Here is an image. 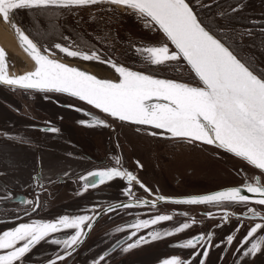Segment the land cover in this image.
Here are the masks:
<instances>
[{
  "label": "flooded vegetation",
  "instance_id": "obj_1",
  "mask_svg": "<svg viewBox=\"0 0 264 264\" xmlns=\"http://www.w3.org/2000/svg\"><path fill=\"white\" fill-rule=\"evenodd\" d=\"M188 2L201 22L210 26V31H216L217 38L227 42L238 58L249 62L258 73L264 72V0ZM112 8L104 3L65 10L55 16L48 14L47 20L43 19L44 14L19 10L16 17L42 47H51L56 43L67 46L75 41L81 46L86 45L85 50H96L101 57L113 59L132 69L199 84L198 79L181 64L169 62L153 66L138 54L135 50L138 47L167 43L171 50L173 48L157 27L145 26L144 20L130 10L118 8L112 11ZM233 8L238 10L233 12ZM249 29L250 35L246 31ZM85 112L96 114L88 105L66 95H43L0 84V148L10 149L11 156L16 158L21 148L33 147L34 152L29 149L18 160H22L21 165L26 169H32L35 174L40 172L41 175L37 182L20 183L24 188L28 185L29 190H18L13 185L16 184L17 173L6 175L3 172L5 166L14 167L16 162L9 164L0 154V178L4 183L8 181L9 186H6L12 191L11 200H16H5V193L0 191L3 198L0 200V232L31 220H54L63 215H93L92 209L95 207L100 215L94 216L92 229L88 231L85 228L87 235L83 242L74 247L71 255L56 264H93L105 253L108 255L99 264H162L164 259L172 256L190 261L191 264H201V261L203 264H264V247L249 256H243V248L237 251L249 228L261 222L249 219L243 213L247 207L264 213V206L231 205L227 209L236 215H229L227 220L223 219L224 210L221 207L182 209L175 207L171 200L157 201L155 207H117L122 203H131L134 199L189 197L198 193L204 195L214 189V184L244 180V172L249 175L252 173L250 167L219 148L171 139L166 133L161 135V130L152 127L117 126L99 114L96 115L107 126H85L79 123L89 120ZM31 123L36 125L34 133L30 131ZM45 127H55L59 131H46L44 136L39 130ZM153 131L157 135H151ZM116 157L120 158L122 169L131 171L138 178L132 182L133 196L129 197L125 191L128 187L125 178H115L97 188L83 191L79 177L98 168L116 166ZM140 183L151 191H145ZM37 199L39 207L24 203ZM109 206L115 210L107 211ZM159 214L171 215L173 219L142 229L138 235H146L153 230H171L183 222L191 223L192 226L174 235L141 244L130 251H122L127 243L132 242L128 240L131 230L117 232L116 229L136 219H148ZM73 231L58 232L41 241L22 258V264H48L57 255H63V246L51 240H63ZM201 233L205 235V241H201L196 248L179 246ZM209 233L212 234L211 247L206 243ZM228 235L234 236L231 244L227 243ZM260 235H264V231L258 232L257 237ZM244 247H250V244ZM205 250L208 252L206 258L203 256Z\"/></svg>",
  "mask_w": 264,
  "mask_h": 264
},
{
  "label": "snow or ice",
  "instance_id": "obj_2",
  "mask_svg": "<svg viewBox=\"0 0 264 264\" xmlns=\"http://www.w3.org/2000/svg\"><path fill=\"white\" fill-rule=\"evenodd\" d=\"M104 3L113 6L112 11L118 8L130 10L144 20L145 26H154L161 30L171 45H174V50L164 43L160 46L138 47L135 49L136 52L153 66L166 65L169 62L177 64L180 61L186 62L198 78L200 86L175 79H161L158 78V74L136 71L111 59L102 60L98 51L85 50L86 45L81 46L75 41L67 46L62 43L54 44V48L67 57L100 61L109 64L118 74L116 80L99 78L86 70H81L80 67L61 62L49 49L42 50V47L14 21L17 10H30L37 14L55 16L65 10ZM237 10L232 9L233 12ZM0 18L11 24L25 51L36 65L33 71L9 76L8 52L0 47V83L44 93H67L120 121L151 126L162 130L161 135L166 133L173 138L216 145L242 158L261 173L260 176L246 180L242 186L227 187L204 195L180 199L164 196H157L154 200L134 199L131 203H122L117 207L125 209L139 205L155 207L157 201L169 200L177 204H206L221 207L224 210L223 219L227 220L229 215H235L227 211L231 205L248 206L255 203L264 206V181L261 179V176H264V72L258 73L249 62L238 58V55L227 46V42L217 38L216 31H210V26L201 22L188 0H0ZM246 31L247 34H251V29ZM153 100L156 102L152 103ZM87 115L91 116V113ZM79 123L89 127L107 126L105 121L96 116H92L91 122L81 120ZM46 130L59 131L55 127ZM150 134L155 136L157 132L153 131ZM115 164L116 166L98 168L81 175L79 179L83 183V191L97 188L115 178H125L128 181L125 191L132 197V182L137 181V176L127 169H122L119 157L115 158ZM140 187L145 191H151L142 183ZM24 203L39 207L38 199L26 200ZM114 210L111 206L107 209ZM92 213L93 215H63L54 220H31L0 232V264H22V258L41 241L55 233L74 230L63 240H51L52 243L63 246L64 254L57 255L54 260H49L48 264L62 261L71 255L74 247L83 242L87 235L85 228L88 231L92 229L94 216L100 215L95 207ZM208 215L211 216L212 213L209 212ZM243 215L261 222H256L249 228L237 251L240 252L243 248V256L255 255L264 247V235L257 237L258 232L264 231V213L247 207ZM172 219L171 215L159 214L148 219H136L123 228L118 227L117 232L131 230L128 240L132 242L127 243L122 251H130L141 244L158 240L162 236L174 235L192 226L191 223L183 222L171 230H153L146 235H138L142 229H149ZM194 222L193 220L192 223ZM133 237L136 239L133 240ZM211 239L212 234L209 233L206 241L208 247H211ZM233 240V235L227 236L228 244ZM201 241H205L203 233L183 241L179 246L194 249ZM117 243L119 244V241ZM249 244L250 247H244ZM107 255L108 253L101 255L93 264H99ZM207 255L208 252L205 250L203 256L206 258ZM162 264L191 262L172 256L164 259Z\"/></svg>",
  "mask_w": 264,
  "mask_h": 264
},
{
  "label": "water",
  "instance_id": "obj_3",
  "mask_svg": "<svg viewBox=\"0 0 264 264\" xmlns=\"http://www.w3.org/2000/svg\"><path fill=\"white\" fill-rule=\"evenodd\" d=\"M17 11H19V10H17ZM24 11H27V10H24ZM16 12L14 14V21L17 23L18 26H20L22 29H24L22 27V25L17 20ZM0 21H1L2 26L11 34V37H12V39L7 38V37L0 38V47H3L8 52V63H9L8 75L9 76H17V75H22L24 73H27L29 71H33L35 69V66H36L35 62L31 58L29 53L27 51H25V48L22 46V44L20 42V39H19L18 35L16 34V32L14 31L13 27L11 26L10 23L5 22L2 18H0ZM26 34L29 35V33L27 31H26ZM29 36H30V38H32L34 40V42H36L38 44V46H41L33 37H31V35H29ZM171 46H172V48L174 50V45H171ZM45 48L49 49L51 52H53L55 54V58L59 59L63 63H67V64H69L71 66L80 67L81 70H86V71L90 72L91 74L97 75L99 78L113 79V80L117 79L118 74L115 73V71L110 67L109 64L101 63L100 61H84V60H81L79 58L67 57L64 53L60 52L58 49H55L54 45L51 46V47H49V46L42 47V50L45 49ZM104 59L105 58L102 57V60H104ZM111 60H113V59H111ZM113 61H115V60H113ZM117 63L121 64L119 62H117ZM172 63L177 64V62H172ZM179 64H181L185 68V70L187 72H189L190 74L195 76L194 72L191 70L190 66L187 65L186 62L180 61ZM133 70H135V69H133ZM136 71H139V70H136ZM146 74H148V73H146ZM158 78H161V79H172V78L163 77V76H158ZM175 80H177V79H175ZM178 81L179 82H184V81H180V80H178ZM184 83H188V82H184ZM0 84L4 85V86L11 87V88H14V89H17V90H24V89H19V88H16V87H13V86H9V85H6V84H2V83H0ZM190 84L193 85V86H200V82H199V84H192V83H190ZM30 91H35V90H30ZM35 92H39V91H35ZM39 93H41L43 95H47V94L66 95V96H69L71 98L79 100L78 98L72 97L71 95H69L67 93H53V92H48V93L39 92ZM79 101H81V100H79ZM81 102L86 104V105H88L84 101H81ZM151 102L155 103L156 101L153 100ZM161 102H163V101H161ZM88 106L91 107L96 112V114L104 116L105 118H107L109 120L110 123L116 124L117 126H121V125H136V124H133V123H130V122L120 121V120H118L116 118H112L108 114L103 113L101 110L95 109L94 106H92V105H88ZM88 113H91V112H85V117L87 119H89L90 121H92V116L99 117L98 115L94 114L93 112L91 113V116L87 115ZM99 119H101V118L99 117ZM31 124H32V128H31L30 131L32 133H34V132H36V128H35L36 125H34L33 123H31ZM102 126H104V125H102ZM140 126L151 127V126H146V125H140ZM16 130H18V129H16ZM43 130H39V131H41L43 133L44 132L46 133V131H47L46 127ZM45 133H44V136H46ZM167 136L169 138H171V139H176V140H180V141H183V142L206 144V143H203V142H200V141H189V140H185V139H181V138H173V137H170L168 134H167ZM206 145H208V144H206ZM209 146H213V147L218 148L216 145H209ZM29 149H31L30 152H34L33 147H23V148H21V151H17L16 158H14V157L11 156L10 149L0 148V154L2 156H4L5 162H9V164H10V162L11 163H15L16 162V166H14V167L5 166L3 172H5L6 175L8 173H10V172L11 173H17V178H16V182H15L16 184H13V185H14V187H16L20 191L29 190V186L28 185H27V187L24 188V186L22 184H20V183L24 184V183H28V182H37L41 178L40 172L36 171L37 174H35V172L32 169L28 170V169H26V167L24 165H21L22 164V160H20V161L18 160V158L19 157L22 158L24 156V152L29 150ZM221 150L227 152L224 149H221ZM231 155H233L235 158H237V160H239L240 163H243L246 166L250 167L252 169L251 175H249L248 172H244V175H245L244 176V180L240 179L239 181H234V182H231V183L222 181V182H220V184L219 183L218 184H214L213 185L214 189L211 190V191H208V193H211V192H214V191H218V190H222V189L227 188V187L242 186L245 183L246 180H251L255 176H260L261 175V173H260V171L258 169H255L253 166L249 165L242 158H238L234 154H231ZM17 162H20V163H17ZM21 167H23V168H21ZM27 170H28V172H27ZM26 174H27V176H25ZM261 179H262V181H264V176H261ZM7 183H8L7 180L4 183L3 180L0 178V191H3L5 193V196H4L5 200L6 199L11 200V199H13L12 194H11L12 191L9 190V187L7 188V186H9ZM208 193H206V194H208ZM197 195H203V194L202 193H198ZM10 196H11V198H10ZM14 196L17 197V195H14ZM0 198H2L1 194H0ZM174 198L175 199H180V198H185V197L179 196V197H174ZM0 200H3V198L0 199ZM12 201H16V200H11V202ZM172 204L175 207H177V208L192 209V210H200L202 207H208V209H211V207H214V208L218 207V206L206 205V204L189 205V204H177V203H173V202H172ZM251 204H255V203H251ZM228 210L229 209H227V211ZM230 211H232V210H230Z\"/></svg>",
  "mask_w": 264,
  "mask_h": 264
},
{
  "label": "bare ground",
  "instance_id": "obj_4",
  "mask_svg": "<svg viewBox=\"0 0 264 264\" xmlns=\"http://www.w3.org/2000/svg\"><path fill=\"white\" fill-rule=\"evenodd\" d=\"M4 37L12 39L11 34L2 26L0 21V38H4Z\"/></svg>",
  "mask_w": 264,
  "mask_h": 264
},
{
  "label": "rangeland",
  "instance_id": "obj_5",
  "mask_svg": "<svg viewBox=\"0 0 264 264\" xmlns=\"http://www.w3.org/2000/svg\"><path fill=\"white\" fill-rule=\"evenodd\" d=\"M43 16V15H42ZM49 16V15H48ZM48 16L47 15H45V17L43 18V19H45V20H47L48 19ZM172 63V62H171Z\"/></svg>",
  "mask_w": 264,
  "mask_h": 264
}]
</instances>
